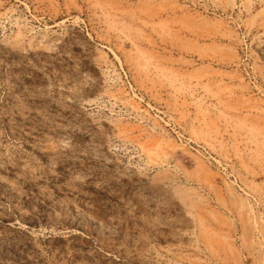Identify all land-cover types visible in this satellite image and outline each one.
Masks as SVG:
<instances>
[{
    "label": "rangeland",
    "instance_id": "rangeland-1",
    "mask_svg": "<svg viewBox=\"0 0 264 264\" xmlns=\"http://www.w3.org/2000/svg\"><path fill=\"white\" fill-rule=\"evenodd\" d=\"M0 264H264V0H0Z\"/></svg>",
    "mask_w": 264,
    "mask_h": 264
}]
</instances>
